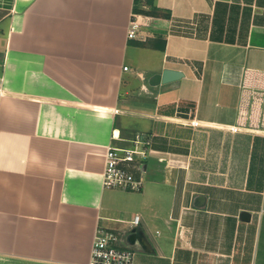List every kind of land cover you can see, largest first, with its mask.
Listing matches in <instances>:
<instances>
[{
  "label": "crops",
  "instance_id": "1",
  "mask_svg": "<svg viewBox=\"0 0 264 264\" xmlns=\"http://www.w3.org/2000/svg\"><path fill=\"white\" fill-rule=\"evenodd\" d=\"M152 1L0 0V264H88L99 227L133 264H264V0ZM137 132L144 187H106Z\"/></svg>",
  "mask_w": 264,
  "mask_h": 264
},
{
  "label": "built area",
  "instance_id": "2",
  "mask_svg": "<svg viewBox=\"0 0 264 264\" xmlns=\"http://www.w3.org/2000/svg\"><path fill=\"white\" fill-rule=\"evenodd\" d=\"M132 17L129 25V37L137 38L140 23ZM128 69V66L124 67ZM3 79L0 77V96ZM197 125L199 121H192ZM130 145L110 144L106 152V165L103 183L106 187L139 191L146 181L145 159L149 155L151 136L137 132ZM141 215L136 214L130 221L129 231L137 230ZM121 231L99 227L96 231L88 264H133L135 251L130 245L122 244Z\"/></svg>",
  "mask_w": 264,
  "mask_h": 264
},
{
  "label": "water",
  "instance_id": "3",
  "mask_svg": "<svg viewBox=\"0 0 264 264\" xmlns=\"http://www.w3.org/2000/svg\"><path fill=\"white\" fill-rule=\"evenodd\" d=\"M182 75H183L182 71L167 67L163 70L162 74L155 76V80H157V82L167 83V82H170L172 80L179 78ZM135 231H136L135 229H132L129 238L133 237V234L135 233Z\"/></svg>",
  "mask_w": 264,
  "mask_h": 264
},
{
  "label": "trees",
  "instance_id": "4",
  "mask_svg": "<svg viewBox=\"0 0 264 264\" xmlns=\"http://www.w3.org/2000/svg\"><path fill=\"white\" fill-rule=\"evenodd\" d=\"M140 0H136V5H134V12L135 13H144V14H153V15H158L160 14L161 12L159 11V8L158 7H153L152 9H147L145 7H140L138 5ZM149 2H153L152 0H148ZM167 15H170V14H167Z\"/></svg>",
  "mask_w": 264,
  "mask_h": 264
},
{
  "label": "rangeland",
  "instance_id": "5",
  "mask_svg": "<svg viewBox=\"0 0 264 264\" xmlns=\"http://www.w3.org/2000/svg\"><path fill=\"white\" fill-rule=\"evenodd\" d=\"M139 3H140L139 5L142 4L141 2H139ZM136 14H139V13H136ZM138 16H139V15H136L135 17H136V19L139 21V23H140V29H141L142 22L139 20Z\"/></svg>",
  "mask_w": 264,
  "mask_h": 264
}]
</instances>
